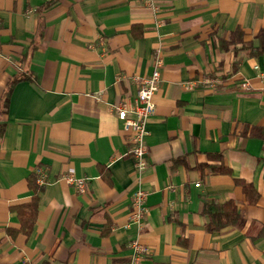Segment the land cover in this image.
<instances>
[{
	"label": "crops",
	"instance_id": "crops-1",
	"mask_svg": "<svg viewBox=\"0 0 264 264\" xmlns=\"http://www.w3.org/2000/svg\"><path fill=\"white\" fill-rule=\"evenodd\" d=\"M154 6L0 0V264H125L137 239L139 264H264V0ZM157 57L138 176L113 106ZM37 167L51 183L27 234ZM69 169L85 193L60 181ZM139 187L148 213L127 229ZM210 203L234 204L240 221L210 231Z\"/></svg>",
	"mask_w": 264,
	"mask_h": 264
},
{
	"label": "built area",
	"instance_id": "built-area-1",
	"mask_svg": "<svg viewBox=\"0 0 264 264\" xmlns=\"http://www.w3.org/2000/svg\"><path fill=\"white\" fill-rule=\"evenodd\" d=\"M146 4L151 8L154 6V0H145ZM163 61L160 57L155 60V68L152 74L145 78H137L139 90L136 97L131 100H123L113 106V110L117 115L118 120L123 124L125 132L130 134V142L133 145L131 156L135 164V170L138 176H141L148 166V150L146 139L149 135L147 130V123L156 112L154 103V96L159 90L161 83V69ZM255 70L259 74V78L264 83V71L258 66ZM244 89L249 88L247 82L242 84ZM190 88H194L193 85ZM36 184L40 187H45L51 182L47 172L42 167L35 169ZM60 181L66 182L69 186L75 188L78 193H85L87 191L88 180L84 178H77L73 169H69L60 177ZM199 187V185H197ZM133 213L130 215L129 224H135L139 230L142 229L144 220L148 213L147 194L139 187L131 197ZM131 255L125 264H139L146 258L149 249L143 245L138 239L130 244Z\"/></svg>",
	"mask_w": 264,
	"mask_h": 264
},
{
	"label": "trees",
	"instance_id": "trees-1",
	"mask_svg": "<svg viewBox=\"0 0 264 264\" xmlns=\"http://www.w3.org/2000/svg\"><path fill=\"white\" fill-rule=\"evenodd\" d=\"M240 36L241 32H237ZM30 187L34 191L32 202L23 207L21 214L22 227L27 228V234L32 230L38 213V197L37 193L40 186L36 184L35 176L30 179ZM249 194H251L249 192ZM204 214L210 218L208 229L210 231L220 230L228 225L237 224L240 221V215L234 204H225L222 206L210 203L205 204Z\"/></svg>",
	"mask_w": 264,
	"mask_h": 264
}]
</instances>
